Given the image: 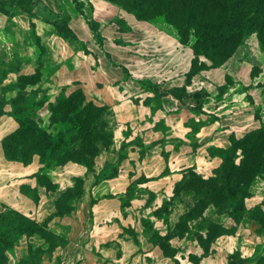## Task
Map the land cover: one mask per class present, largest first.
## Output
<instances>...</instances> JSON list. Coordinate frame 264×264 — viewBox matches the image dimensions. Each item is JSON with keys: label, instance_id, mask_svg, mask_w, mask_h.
<instances>
[{"label": "crops", "instance_id": "obj_1", "mask_svg": "<svg viewBox=\"0 0 264 264\" xmlns=\"http://www.w3.org/2000/svg\"><path fill=\"white\" fill-rule=\"evenodd\" d=\"M42 2L44 14L35 2L27 12L21 0H0V212L46 221L62 241L23 235L8 264L24 259L29 246L39 248L35 264H229L234 252L256 264L264 237L251 219L222 217L229 231L203 243L205 231L193 235L195 220L189 221L188 232L167 236V253L144 232L147 221L160 237L170 230L154 211L186 169L209 176L230 137L263 122L264 88L251 64L231 56L211 66L199 57L196 64L205 67L192 70L190 46L109 0ZM62 23L75 37L57 31ZM78 89L107 107L110 147L95 156L92 169L71 161L45 168L47 185L37 178L39 156L28 164L8 160L2 140L19 126L12 111L21 95L40 102L37 122L48 130L49 105ZM105 167H115L114 176H101ZM77 180L81 196L70 212L57 214L58 197ZM263 200L264 179L255 177L244 207L263 210Z\"/></svg>", "mask_w": 264, "mask_h": 264}, {"label": "trees", "instance_id": "obj_2", "mask_svg": "<svg viewBox=\"0 0 264 264\" xmlns=\"http://www.w3.org/2000/svg\"><path fill=\"white\" fill-rule=\"evenodd\" d=\"M122 9L131 12L138 19H143L161 26L155 17L162 16L164 21L171 25L176 37L187 29L194 30V45L190 46L193 52L192 70L205 67L196 64V56L201 53L211 62V66L222 64L230 54V50L248 33L256 35L259 47L264 51V0H109ZM25 5L23 10L31 12L32 0H21ZM57 31L65 36L75 37L65 23L56 26ZM180 43L182 42L179 38ZM210 42L216 46L222 55L213 56L202 46ZM200 46V51L195 48ZM26 80V78H23ZM63 95V94H61ZM56 98V105L51 103L49 123H70L67 130H58L51 134L40 127L37 122L36 109L40 102H35L24 96L19 97V104L12 111L18 121V128L2 140L6 159L19 161L23 164L31 162L34 154L39 156L42 164L37 178L39 182L48 185L43 171L47 167L62 165L69 161L77 162L92 169L95 156L102 150L101 138L97 131L99 124L104 126L103 116L109 115L107 107L98 106L92 101H86L81 90H75L64 98ZM111 122V121H110ZM111 127L109 130V143ZM237 150L239 155H237ZM220 163L207 177L186 169L182 178L175 183L172 196L177 191H191L192 203L183 218L174 224V230L168 231L160 237L152 229L150 222L144 223V232L148 239L157 243L165 253V240L170 235H183L190 230L188 222L200 219L195 224L193 235L199 236L198 230L205 231L201 243L212 240L217 235L229 231L221 226L219 221H211L203 217V210L207 205L212 206L214 214L231 218L234 222L254 220L258 227L256 232L264 237V209L259 205L246 210L244 198L250 195V187L255 177L264 179V122L254 130L246 132L239 139L230 137V144L225 149H219ZM237 159V162H235ZM115 167L102 169L101 176H114ZM80 181L77 180L72 188H67L60 194L57 203V214L70 212L73 200L82 194ZM36 198L35 194H31ZM170 199V198H169ZM165 200L154 211L159 216ZM264 206V200L261 203ZM178 229V230H177ZM40 234L50 245L61 242L53 232L47 229L46 221L37 223L33 219L18 211L7 208L0 212V264H8L10 253L15 244L23 235ZM39 248L31 249L18 264H35L38 259ZM229 264H245L236 252L229 256ZM256 264H264V257L260 256Z\"/></svg>", "mask_w": 264, "mask_h": 264}, {"label": "rangeland", "instance_id": "obj_3", "mask_svg": "<svg viewBox=\"0 0 264 264\" xmlns=\"http://www.w3.org/2000/svg\"><path fill=\"white\" fill-rule=\"evenodd\" d=\"M42 1L43 0H32V3L35 2V4L38 5L37 6L38 9H36L35 11H38L39 13L44 14V11L47 8L44 7L45 4ZM155 19L161 26L168 28L169 30L175 32L174 28L171 25H169L167 22H165L162 16L155 17ZM194 33H195L194 30L189 28L181 36L178 35V38L182 42L186 43L187 45L193 46L194 41H195ZM202 46L205 48L206 51H208L213 56H216L219 58L220 55H222L221 52L218 51L216 46L210 42H205V44H203ZM195 48L200 51L199 45H195ZM231 56L238 61L243 60L251 64L252 66L251 73H252V76H255L256 84L264 88V74H263L264 73L263 72L264 71V51L260 49L255 33L250 32L246 36L241 38L239 42L230 50V54L226 59H228ZM199 57L207 60L209 63L211 62L207 57H205L201 53H199L196 56V59ZM64 97H65L64 95L60 96L61 99ZM53 104L56 105L57 104L56 101ZM50 115H51V112L49 111V121H50ZM103 119L105 120V123H104L105 125L102 126L99 124L100 128L97 129V131L103 135V137L101 138L102 140H100L102 144L101 148L108 149L110 147V143L107 137L109 135V130L111 127V123H110L111 118L108 114H105L103 116ZM51 126H53V128H49L48 130L47 129L45 130L51 134H54L58 130L69 129L71 127V124L68 122L66 123L55 122L52 124L49 123V127ZM236 153L237 155H239L238 150ZM235 162H237V159H235ZM192 198H193V194L191 191H177V193L174 196L171 195L170 199L165 200V204L163 206V209L160 211L159 216L162 217L163 220L166 222L167 227L168 229H170V231L174 230L176 232V228L174 229L173 226L179 218L184 217L185 212L187 211L188 207L192 203ZM204 211H205V215L203 217L208 218L211 221H220L221 218L224 217L222 215L214 214L213 213L214 209L210 205H207L206 208L203 210V212ZM199 222H200V219H197L195 223L192 224V226L195 227V224ZM258 256L260 257V255L257 254L256 258ZM261 256L264 257V254Z\"/></svg>", "mask_w": 264, "mask_h": 264}]
</instances>
